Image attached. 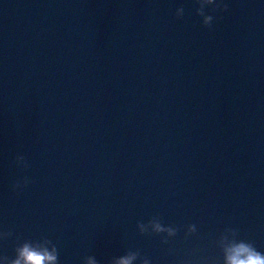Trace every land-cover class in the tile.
I'll return each instance as SVG.
<instances>
[{"label": "water", "instance_id": "water-1", "mask_svg": "<svg viewBox=\"0 0 264 264\" xmlns=\"http://www.w3.org/2000/svg\"><path fill=\"white\" fill-rule=\"evenodd\" d=\"M225 3L209 30L194 0H0V256L264 253V0Z\"/></svg>", "mask_w": 264, "mask_h": 264}, {"label": "clouds", "instance_id": "clouds-1", "mask_svg": "<svg viewBox=\"0 0 264 264\" xmlns=\"http://www.w3.org/2000/svg\"><path fill=\"white\" fill-rule=\"evenodd\" d=\"M196 15L202 19V24L205 28L212 30L214 21L216 20L215 13L228 12L229 8L225 0H194ZM212 13V14H210ZM176 18L183 19L185 8L183 6L176 10ZM19 156V155H18ZM31 181L26 177L23 185L19 182L13 186V190H22L27 187ZM154 225V233L156 236L162 237L163 244H169L168 237H177L180 229L174 226L165 227L161 218L153 217L148 223L138 222L137 226L141 229V235H150L147 233V226ZM234 234L240 236L238 230L228 228ZM196 231L195 224L189 226V233L185 234V239ZM167 234L166 236L164 234ZM13 236L11 231L0 232V240H7ZM46 243L52 244V250L49 251L46 247H41L39 244H33L30 240L27 242L18 241L15 247V256H0V264H60L59 251L56 245L46 239ZM171 252L172 250L169 249ZM227 253L228 264H264V253L257 250L255 244L250 240L240 239L239 242L233 241L231 245L225 249ZM124 258L113 260L112 264H131L133 259L139 261V264H152L149 257L142 255L139 250H129L124 255ZM87 259V264H97V261L91 258ZM185 264H208L207 257H199L198 259L186 261Z\"/></svg>", "mask_w": 264, "mask_h": 264}]
</instances>
